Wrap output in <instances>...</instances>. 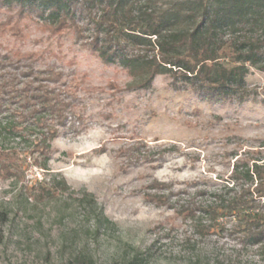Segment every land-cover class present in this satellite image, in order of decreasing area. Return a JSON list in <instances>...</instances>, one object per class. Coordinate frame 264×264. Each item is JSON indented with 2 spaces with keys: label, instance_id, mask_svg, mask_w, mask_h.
<instances>
[{
  "label": "rangeland",
  "instance_id": "obj_1",
  "mask_svg": "<svg viewBox=\"0 0 264 264\" xmlns=\"http://www.w3.org/2000/svg\"><path fill=\"white\" fill-rule=\"evenodd\" d=\"M14 11L0 4V56L33 53L36 69L61 72L72 106L45 170L31 154L38 130L29 121L27 133H8L11 106L0 110V151L15 153L21 170L0 177V264H68L76 255L92 264H264L258 247L200 236L181 214L225 193L237 158L264 159V70L246 68L238 99L176 92L164 75L139 88L84 40L51 35L34 16L9 20Z\"/></svg>",
  "mask_w": 264,
  "mask_h": 264
},
{
  "label": "trees",
  "instance_id": "obj_2",
  "mask_svg": "<svg viewBox=\"0 0 264 264\" xmlns=\"http://www.w3.org/2000/svg\"><path fill=\"white\" fill-rule=\"evenodd\" d=\"M0 4L15 10L9 20L34 16L51 35L72 33L84 40L105 64L118 62L139 88H148L164 75L176 92L190 90L213 101L238 99L244 92L246 68L264 70V0H0ZM5 25L0 22V34ZM85 30L90 31L87 37ZM37 59L21 52L0 56V110L5 100L11 106L8 133H27L29 121L38 130L31 154L45 170L50 144L58 127L66 125L72 101L62 73L51 66L36 69ZM246 157L236 159L225 193H215L212 202L194 208L189 202L181 214L193 221L200 236L226 234L242 246L258 247L264 255V159L252 153ZM16 161L15 153L0 151L1 178L21 172ZM68 264L92 262L76 255ZM127 264H138L137 257ZM211 264L225 262L214 259Z\"/></svg>",
  "mask_w": 264,
  "mask_h": 264
}]
</instances>
